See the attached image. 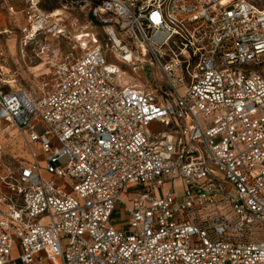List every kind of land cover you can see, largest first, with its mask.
<instances>
[{"label":"built area","instance_id":"obj_1","mask_svg":"<svg viewBox=\"0 0 264 264\" xmlns=\"http://www.w3.org/2000/svg\"><path fill=\"white\" fill-rule=\"evenodd\" d=\"M59 11L22 9L31 62L59 41L53 87L0 72V121L25 146L0 176V264H264V0Z\"/></svg>","mask_w":264,"mask_h":264},{"label":"rangeland","instance_id":"obj_2","mask_svg":"<svg viewBox=\"0 0 264 264\" xmlns=\"http://www.w3.org/2000/svg\"><path fill=\"white\" fill-rule=\"evenodd\" d=\"M25 1L26 0H0V23L2 30L4 29L7 31L2 39L6 55V64L4 70L0 72L4 80H8L10 82L15 81V89L17 88V90L25 92L35 91L38 95H40L42 91L47 92L55 84V76L50 67L51 63L53 64L55 61L58 62L60 58L59 41L53 42L48 39L47 44L50 46L51 50L40 55L41 60H34L33 62L29 60L31 58V54H34V52H31V49L25 47L21 32L26 20L22 13ZM63 1L64 0H40V3L43 10L51 12L59 9L62 6ZM11 7H14L16 14H12L10 12ZM61 45L64 47L62 53L64 59H66L65 56L70 55L69 50L64 42H62ZM74 55L76 54L74 53ZM38 65H42V68H38L34 71L33 68ZM120 67L124 71H127V74L122 76L121 83L127 84L129 79L132 77H135L134 79H138V76L132 74L125 68L124 65H121ZM180 91L183 93L182 89H180ZM148 130L155 134L161 131L162 127L157 123H151ZM23 140L24 134L21 130L11 123L0 121V145L5 148V150L2 148L0 154V176H3L7 168L14 162V157L23 156L25 154ZM38 156L41 158L42 154L39 153ZM67 160V157L62 158L61 164H65ZM57 181L63 182L61 179H57ZM169 188L170 186L166 184L160 190L167 192ZM122 198L126 201L131 200L127 191L122 194ZM127 220V214L122 210L121 206V209L114 213L113 223L118 226L127 222Z\"/></svg>","mask_w":264,"mask_h":264},{"label":"bare ground","instance_id":"obj_3","mask_svg":"<svg viewBox=\"0 0 264 264\" xmlns=\"http://www.w3.org/2000/svg\"><path fill=\"white\" fill-rule=\"evenodd\" d=\"M59 9H56V12H55V14L56 15H58L59 14ZM8 44H10V43H8ZM12 44V43H11ZM11 46V45H10ZM13 46V45H12ZM9 48V47H8ZM10 50V49H9ZM12 51V50H11ZM10 51V52H11ZM15 54V53H14ZM16 55V54H15ZM14 58V57H13ZM42 63V62H41ZM38 68H42V65H38V66H36L35 68H33L34 69V71L35 70H37ZM31 69V68H30ZM34 74V73H33ZM36 74V73H35ZM122 74V73H121ZM15 81H11V86H12V88L14 89V90H17V88L15 89V87H16V84L14 83ZM24 141V140H23ZM4 150H5V148L4 147H2Z\"/></svg>","mask_w":264,"mask_h":264},{"label":"crops","instance_id":"obj_4","mask_svg":"<svg viewBox=\"0 0 264 264\" xmlns=\"http://www.w3.org/2000/svg\"><path fill=\"white\" fill-rule=\"evenodd\" d=\"M19 253H20V250H19L18 247H16V248L14 249V251H13V257H14V258H17V256L19 255ZM17 264H20V262L17 261ZM43 264H53V263H52V262H45V263H43Z\"/></svg>","mask_w":264,"mask_h":264}]
</instances>
